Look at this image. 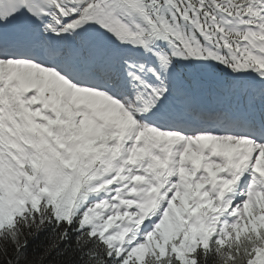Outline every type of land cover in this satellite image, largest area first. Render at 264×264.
Wrapping results in <instances>:
<instances>
[{"label":"snow or ice","instance_id":"obj_1","mask_svg":"<svg viewBox=\"0 0 264 264\" xmlns=\"http://www.w3.org/2000/svg\"><path fill=\"white\" fill-rule=\"evenodd\" d=\"M0 264H264V0H0Z\"/></svg>","mask_w":264,"mask_h":264}]
</instances>
